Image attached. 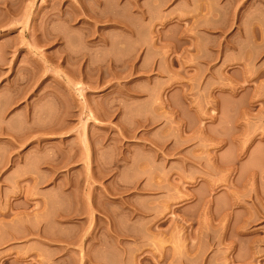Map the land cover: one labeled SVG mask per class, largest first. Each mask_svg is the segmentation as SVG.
<instances>
[{
  "label": "rangeland",
  "instance_id": "1",
  "mask_svg": "<svg viewBox=\"0 0 264 264\" xmlns=\"http://www.w3.org/2000/svg\"><path fill=\"white\" fill-rule=\"evenodd\" d=\"M0 264H264V0H0Z\"/></svg>",
  "mask_w": 264,
  "mask_h": 264
}]
</instances>
